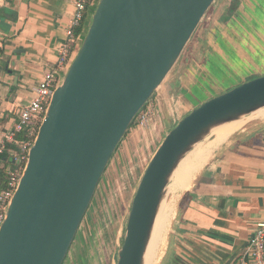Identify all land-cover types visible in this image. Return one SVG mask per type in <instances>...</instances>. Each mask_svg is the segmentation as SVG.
Wrapping results in <instances>:
<instances>
[{"label": "water", "instance_id": "water-1", "mask_svg": "<svg viewBox=\"0 0 264 264\" xmlns=\"http://www.w3.org/2000/svg\"><path fill=\"white\" fill-rule=\"evenodd\" d=\"M217 2L99 0L0 226V264L65 263L114 153ZM262 109L264 75L202 102L167 131L138 184L115 264H147L180 164L218 129Z\"/></svg>", "mask_w": 264, "mask_h": 264}, {"label": "crops", "instance_id": "crops-1", "mask_svg": "<svg viewBox=\"0 0 264 264\" xmlns=\"http://www.w3.org/2000/svg\"><path fill=\"white\" fill-rule=\"evenodd\" d=\"M242 1L245 24L219 28L233 36H221L218 44L201 39L193 60L176 70L175 85L156 92L161 101L170 93L169 129L202 102L243 83L233 80L248 59L264 66V0ZM74 12L75 0L0 1V139L15 108L32 100L57 65ZM182 190L165 264H236L264 222V120L245 124L216 147Z\"/></svg>", "mask_w": 264, "mask_h": 264}, {"label": "rangeland", "instance_id": "rangeland-1", "mask_svg": "<svg viewBox=\"0 0 264 264\" xmlns=\"http://www.w3.org/2000/svg\"><path fill=\"white\" fill-rule=\"evenodd\" d=\"M239 3H241L240 0H218L199 27L181 60L163 84V88H168L172 83L175 85L176 70L180 64L185 63L184 61L193 60V55H195L197 45L199 46L201 39L208 36L214 39L215 44H218L221 36H233L232 33L228 32L219 33V28L235 26L238 23L245 24V19L240 14L246 15V8L242 4L239 5ZM237 9L241 13L238 14ZM89 25L90 21H87V29ZM226 42L228 41L226 40ZM260 73H264V66H258L254 61L250 64L248 59V62L246 61L240 67V73L236 75V79L233 82H242ZM173 91L175 92V89ZM169 94L166 95V99L171 97ZM166 99L159 100L157 93H155L150 102L154 112L151 113L148 122L142 125L139 117H137L135 123L117 148L102 177L64 264L116 263L119 246L122 244V237L138 184L151 156L169 130L170 121L167 115ZM246 120L242 127L253 121L264 120V117L255 114ZM162 131L163 135L161 134ZM215 137L216 135H212L209 140L205 141L204 151L209 149L212 144L211 141ZM182 191V189L175 190L171 188L167 197V202H174V207L172 206L174 211L171 223L163 235L164 242L158 249L155 264H165L167 257L170 255V235L176 219L175 211L183 196Z\"/></svg>", "mask_w": 264, "mask_h": 264}, {"label": "built area", "instance_id": "built-area-1", "mask_svg": "<svg viewBox=\"0 0 264 264\" xmlns=\"http://www.w3.org/2000/svg\"><path fill=\"white\" fill-rule=\"evenodd\" d=\"M99 0H75V12L66 30L67 40L59 51L55 68L48 70L34 90L32 100L15 108L13 123L0 139V226L4 222L10 202L23 175L30 150L45 118L53 93L75 57L86 34V22L93 16ZM67 68V70H65ZM151 100L139 113L140 124L145 125L153 111ZM8 154V157H4ZM264 263V222L258 224L254 235L236 264Z\"/></svg>", "mask_w": 264, "mask_h": 264}, {"label": "bare ground", "instance_id": "bare-ground-1", "mask_svg": "<svg viewBox=\"0 0 264 264\" xmlns=\"http://www.w3.org/2000/svg\"><path fill=\"white\" fill-rule=\"evenodd\" d=\"M257 114L264 117V109L259 111ZM244 122L245 121H235L218 129L216 131V137L214 138L213 143L211 144L209 149L204 151L202 148H200L199 151L190 155V157L185 159L180 164L179 168L175 173L171 188L175 190L186 189L190 185L195 174L200 171L203 166L208 162L212 151H214V149L220 144L225 142L236 131L242 128ZM172 206L174 207L173 201H170V203L166 201L162 205V209L160 211L154 235L147 254V264H155L157 260L158 249L160 245L164 242L163 235L167 231L171 223V218L174 211Z\"/></svg>", "mask_w": 264, "mask_h": 264}, {"label": "trees", "instance_id": "trees-1", "mask_svg": "<svg viewBox=\"0 0 264 264\" xmlns=\"http://www.w3.org/2000/svg\"><path fill=\"white\" fill-rule=\"evenodd\" d=\"M134 123H135V122H134ZM134 123H133V124H134ZM133 124H132V126H133ZM132 126H131V127H132ZM128 132H129V131H128ZM4 157L7 158V157H8V154H4Z\"/></svg>", "mask_w": 264, "mask_h": 264}]
</instances>
